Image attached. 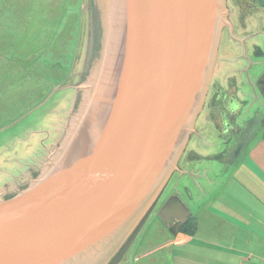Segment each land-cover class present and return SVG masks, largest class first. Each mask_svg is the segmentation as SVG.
Segmentation results:
<instances>
[{
	"label": "water",
	"instance_id": "95a60500",
	"mask_svg": "<svg viewBox=\"0 0 264 264\" xmlns=\"http://www.w3.org/2000/svg\"><path fill=\"white\" fill-rule=\"evenodd\" d=\"M97 3L104 26L98 70L108 25ZM147 9L141 27L155 41L146 45L138 37L129 47L149 48L146 76L130 92L119 78H97L59 158L26 188L0 199V264H84L116 236L101 263L107 264L177 169L207 94L225 0H146ZM111 65L118 72L115 60ZM239 154L240 148L231 163ZM156 215L167 226L169 219L185 221L189 211L171 195Z\"/></svg>",
	"mask_w": 264,
	"mask_h": 264
},
{
	"label": "rangeland",
	"instance_id": "374dc122",
	"mask_svg": "<svg viewBox=\"0 0 264 264\" xmlns=\"http://www.w3.org/2000/svg\"><path fill=\"white\" fill-rule=\"evenodd\" d=\"M103 30L97 0H0V199L38 178L76 126L102 56ZM199 115L177 169L107 264H172L175 248H165L184 221L169 224L173 234L158 210L176 195L196 216L235 170L213 157L223 147L209 135L208 110Z\"/></svg>",
	"mask_w": 264,
	"mask_h": 264
},
{
	"label": "flooded vegetation",
	"instance_id": "af4514ba",
	"mask_svg": "<svg viewBox=\"0 0 264 264\" xmlns=\"http://www.w3.org/2000/svg\"><path fill=\"white\" fill-rule=\"evenodd\" d=\"M225 9L203 109L209 135L223 147L213 157L229 166L239 148L238 158L264 134V0H225ZM170 223L177 224L169 219V230Z\"/></svg>",
	"mask_w": 264,
	"mask_h": 264
},
{
	"label": "crops",
	"instance_id": "0c3cea01",
	"mask_svg": "<svg viewBox=\"0 0 264 264\" xmlns=\"http://www.w3.org/2000/svg\"><path fill=\"white\" fill-rule=\"evenodd\" d=\"M233 164L196 216L185 202L196 229L176 230L167 243L165 249L175 248L172 264H264V139L255 138Z\"/></svg>",
	"mask_w": 264,
	"mask_h": 264
},
{
	"label": "bare ground",
	"instance_id": "6f19581e",
	"mask_svg": "<svg viewBox=\"0 0 264 264\" xmlns=\"http://www.w3.org/2000/svg\"><path fill=\"white\" fill-rule=\"evenodd\" d=\"M101 5L107 14V33L108 39L105 42V55L103 65L98 69L94 81L97 78H119L122 80V85L128 89L130 92L132 82L138 80L139 76H146L145 63L149 56V48L144 47V49L134 48V52L131 51L130 40L132 43L137 42V38L140 37L138 42L150 45V41L153 42V34L150 32V39L148 30H143L141 24L146 25L148 20V9L146 10V0H100ZM150 18V17H149ZM144 33V37L143 36ZM152 34V36H151ZM132 47V44H131ZM135 47V45H134ZM133 55L132 58L130 55ZM139 57V62H138ZM112 60H115L119 64L118 72L117 68L113 69ZM143 65V66H142ZM144 68L141 72L139 70ZM117 74V75H116ZM93 85L89 87L88 99L85 105L88 106L90 103L89 97H91ZM128 84V85H127ZM121 107V104H120ZM86 108V106L84 107ZM84 108L82 114L79 116L78 120L75 121L76 125L84 114ZM76 127V126H75ZM74 129V128H73ZM71 130L69 135L66 137L62 149L59 150L56 155L53 156V160H57L67 143L70 139V135L74 130ZM45 169L43 172H45ZM44 174V173H42ZM118 237H114L113 241L109 244L101 247L98 253L93 254L85 260L84 264H101L112 252L115 247V241Z\"/></svg>",
	"mask_w": 264,
	"mask_h": 264
},
{
	"label": "trees",
	"instance_id": "16d2710c",
	"mask_svg": "<svg viewBox=\"0 0 264 264\" xmlns=\"http://www.w3.org/2000/svg\"><path fill=\"white\" fill-rule=\"evenodd\" d=\"M264 139V134L262 136ZM196 229V223L193 218H188L177 227V232L193 234Z\"/></svg>",
	"mask_w": 264,
	"mask_h": 264
}]
</instances>
